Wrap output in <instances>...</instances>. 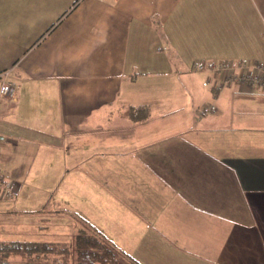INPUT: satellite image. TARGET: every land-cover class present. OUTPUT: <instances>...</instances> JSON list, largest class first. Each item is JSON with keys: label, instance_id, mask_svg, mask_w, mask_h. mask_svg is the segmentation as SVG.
Listing matches in <instances>:
<instances>
[{"label": "crops", "instance_id": "1", "mask_svg": "<svg viewBox=\"0 0 264 264\" xmlns=\"http://www.w3.org/2000/svg\"><path fill=\"white\" fill-rule=\"evenodd\" d=\"M244 58L264 0H0V213L119 264H264V90L193 69Z\"/></svg>", "mask_w": 264, "mask_h": 264}, {"label": "trees", "instance_id": "2", "mask_svg": "<svg viewBox=\"0 0 264 264\" xmlns=\"http://www.w3.org/2000/svg\"><path fill=\"white\" fill-rule=\"evenodd\" d=\"M0 251L6 257L19 254L23 264H70L71 255L75 264H119L114 249L103 238L83 229L74 234L72 244L66 240H13Z\"/></svg>", "mask_w": 264, "mask_h": 264}, {"label": "built area", "instance_id": "3", "mask_svg": "<svg viewBox=\"0 0 264 264\" xmlns=\"http://www.w3.org/2000/svg\"><path fill=\"white\" fill-rule=\"evenodd\" d=\"M195 70H213L217 81L214 85L215 91L236 84L239 89L260 88L264 90V61L256 59H240L237 61L219 60V61H195L193 63ZM7 72H0V96L14 98L17 92L16 84L8 79ZM217 111V106L213 102H205L198 109L199 116H206ZM0 194L9 196L10 191L3 185V173L0 168Z\"/></svg>", "mask_w": 264, "mask_h": 264}, {"label": "rangeland", "instance_id": "4", "mask_svg": "<svg viewBox=\"0 0 264 264\" xmlns=\"http://www.w3.org/2000/svg\"><path fill=\"white\" fill-rule=\"evenodd\" d=\"M199 72L203 71L200 70ZM199 80L201 81L203 79L199 78ZM199 94H201V91L197 93V96ZM72 211L73 212L71 213L74 215L75 211ZM4 213L5 214H3V212L0 213V247L5 244H9L13 240L31 239L35 235L40 239L44 238L43 231L40 228H37V226L35 225L29 224L35 219L34 216L29 217L28 214H23L13 217L7 212ZM33 227L35 229H33ZM57 228L59 227L57 226ZM75 229L76 228H72V226H68V228L64 229V240H67L70 244H72ZM0 264H23V258L16 253L10 254L8 257H6L3 252L0 251ZM70 264H75L73 255L70 256Z\"/></svg>", "mask_w": 264, "mask_h": 264}]
</instances>
